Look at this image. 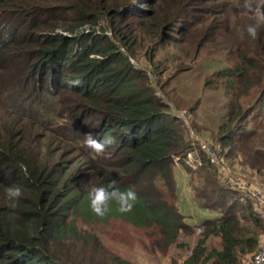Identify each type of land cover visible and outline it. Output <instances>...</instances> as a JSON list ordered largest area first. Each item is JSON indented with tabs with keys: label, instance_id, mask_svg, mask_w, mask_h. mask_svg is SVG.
I'll return each mask as SVG.
<instances>
[{
	"label": "trees",
	"instance_id": "obj_1",
	"mask_svg": "<svg viewBox=\"0 0 264 264\" xmlns=\"http://www.w3.org/2000/svg\"><path fill=\"white\" fill-rule=\"evenodd\" d=\"M200 2L210 1L156 0L158 9L146 11L134 9L132 0H38L19 9L23 15L32 13L28 39L32 40L35 68L49 71L51 77L59 70L60 78L63 71L69 78H77L72 80H78L79 86L64 79L58 89L79 95L76 109L91 106L90 116L98 115L91 130L97 138L116 137V143L102 157L92 153L87 168L75 173L74 161L64 162L61 151L62 146L65 149L77 138L72 131L85 118L83 110L78 117L55 110L57 106L47 107L54 90L25 94L23 97L34 99V108L0 107V264H136L109 250L98 234L84 228L112 218L134 227L151 228L163 248H187L190 253L184 264L250 261L264 241V208L246 192L229 183L227 189H222L218 182L229 176L240 180L238 172L226 170L224 163L235 159L238 146L258 132L255 129L235 136L242 132L240 122L247 120L263 101L252 106L240 103L254 92L259 99L264 94L263 32L257 39L245 31L243 35L238 32L235 40L223 41L228 52L234 53L231 66L216 70L225 80L229 110L218 125V138L208 141L209 155L200 150L192 165L187 166L185 158L191 148L187 131L167 117L169 114L146 85L144 75L130 70L127 57L113 53L115 46L109 37L94 30L103 19L116 29L114 35L128 48L137 42V36L147 34L160 39L166 31L173 33L189 6H197L200 12L211 11L200 8ZM238 25L237 21L235 26ZM43 92L51 97H43ZM53 112L63 119L60 126L52 127L48 113ZM16 119L50 129L52 132L47 133L56 138L57 147H51L41 137L32 138L31 128ZM216 162H223V171ZM177 166L191 176L197 175L192 177V183L196 184L194 191L200 207L218 215L200 217L193 223L186 221L173 204V167ZM249 167L258 171L254 163ZM113 180L122 191L134 188L138 194L135 207L130 213H121L111 203L108 214L97 217L91 211L88 191ZM14 185L22 187L23 195L12 209L6 191ZM241 197L246 198V203ZM193 229L200 230L194 241L178 240L180 234L188 235ZM212 237H219L220 247H209Z\"/></svg>",
	"mask_w": 264,
	"mask_h": 264
},
{
	"label": "rangeland",
	"instance_id": "obj_2",
	"mask_svg": "<svg viewBox=\"0 0 264 264\" xmlns=\"http://www.w3.org/2000/svg\"><path fill=\"white\" fill-rule=\"evenodd\" d=\"M37 1L1 0L0 15L4 16L0 17V107L12 106L16 108L15 110L34 108V99L23 97L25 94L34 95L39 90L49 92L54 90L52 103H48L47 107L57 106L55 110L62 109L65 114H75L78 117L83 110L85 118L80 127L77 126L78 128L72 131L77 138L71 141L70 146H66L67 150L62 146L61 151L64 162L74 161L76 173L79 168L86 169L91 162L92 152L83 145V139L86 133L94 134L91 130L92 124L98 115L90 116L92 108L89 105L76 109V103L80 100L79 95L71 90L58 89V85L63 84L64 79L65 82L71 80L73 84L75 80L72 79L77 78L73 76L69 78L67 71H63L64 74L60 78L59 70L55 72V77H51L49 71L35 68L30 48L32 40L28 39L31 27L28 22L32 13L23 15L19 9L29 2L33 4ZM209 1V4L200 2V8L210 9V12H200L197 6L189 9V6L182 20L176 23L179 27L177 26L173 33L171 30L170 34L166 31L165 36L160 39H154L147 34L141 38L137 36V42L128 48L114 35L116 29L111 24L102 22L103 19L99 20L101 22L94 29L96 33L101 32L109 37L115 46L113 53L120 52L127 57L129 63L127 67L130 70L139 71L144 75L146 85L169 114L167 117L179 122L187 131L186 136L191 140V148L188 149L190 152L185 158L187 166L192 165L194 156L200 150L209 155L208 141L218 138V125L226 119L229 110L230 97L225 91V80L216 74V70L231 66L230 59L234 53L228 52L223 41L235 40L238 32L243 35L246 26L254 22L253 16L241 7L242 1ZM132 2L134 9L146 11L158 9L154 4L156 0ZM254 3L264 4V0H254ZM29 15L30 17H26ZM237 21L239 25L236 27ZM262 32L264 34V27H261L259 36ZM152 50L156 53L151 55ZM259 54L262 55L261 52ZM42 94L43 97H51L46 92ZM256 94L254 92L248 98L240 99L242 106L261 103V99L263 101L261 106L254 108L247 120L240 122L242 132L240 130L241 134L236 133L235 136L245 135L255 129L258 132L238 146L239 154L235 159L224 164L228 167L227 170L238 172L240 181L254 186L264 194V94L260 99L256 98ZM48 116L53 120L52 127L63 123V119L58 118L54 112L48 113ZM17 121L31 128L29 134L32 138L41 137L51 147H57L56 138L47 133L52 132L50 129L39 128L27 120ZM242 153H246L247 156L244 157ZM249 163H254L258 171L250 168ZM215 165L220 167L221 162H216ZM176 169L178 168L173 167L176 180L173 204L186 216V221L193 223L203 216L218 215L200 207L194 191L196 184L192 183V177L196 178L197 175L191 176L186 169H182L184 173L182 171L180 174L177 173L175 178ZM218 183L223 186L222 189H227L231 184L228 179L222 178ZM235 197L240 198L238 194ZM241 198L246 203V198ZM179 206L188 211H181ZM84 228L98 234L101 242L109 250L136 264H184L190 253L187 248L175 245L163 248L159 236L151 228L134 227L117 218L107 222L86 224ZM199 233L200 230L193 229L188 235L180 234L178 240L194 241ZM208 245L220 247L219 237L210 238ZM243 256L242 254L241 257Z\"/></svg>",
	"mask_w": 264,
	"mask_h": 264
},
{
	"label": "clouds",
	"instance_id": "obj_3",
	"mask_svg": "<svg viewBox=\"0 0 264 264\" xmlns=\"http://www.w3.org/2000/svg\"><path fill=\"white\" fill-rule=\"evenodd\" d=\"M241 7L254 18V22L248 24L245 31L250 38L257 39L261 27H264V4L254 3V0H242ZM72 86H79V81L73 82ZM115 143L116 137L114 136H105L101 139L91 132L84 134L83 145L97 157L104 156L107 149ZM22 195L21 186L8 187L6 199L9 201V207L15 209ZM88 197L91 211L97 217L103 218L108 214L111 203H115L121 213H130L135 207L138 194L132 187L122 191L113 180L104 185L92 186L88 191Z\"/></svg>",
	"mask_w": 264,
	"mask_h": 264
},
{
	"label": "built area",
	"instance_id": "obj_4",
	"mask_svg": "<svg viewBox=\"0 0 264 264\" xmlns=\"http://www.w3.org/2000/svg\"><path fill=\"white\" fill-rule=\"evenodd\" d=\"M220 168L222 171L224 170L223 162H221ZM227 179L231 183L230 185L246 192L256 204L264 208V195L261 194L257 188L252 185H247L246 183L240 180L235 181V179L231 176H229ZM245 264H264V241L261 243L257 251L254 253L253 257L250 259V261L246 262Z\"/></svg>",
	"mask_w": 264,
	"mask_h": 264
},
{
	"label": "crops",
	"instance_id": "obj_5",
	"mask_svg": "<svg viewBox=\"0 0 264 264\" xmlns=\"http://www.w3.org/2000/svg\"><path fill=\"white\" fill-rule=\"evenodd\" d=\"M178 167V169H176L175 170V178L177 177V173L178 174H180V172L182 171L183 173H184V171L182 170L183 168H181V167H179V166H177ZM179 176V175H178ZM176 181V180H175ZM175 184H176V182H175ZM179 209L181 210V211H188V209H186V208H184V207H181V206H179ZM205 216H203L202 218H204ZM208 216H206V218H207Z\"/></svg>",
	"mask_w": 264,
	"mask_h": 264
}]
</instances>
